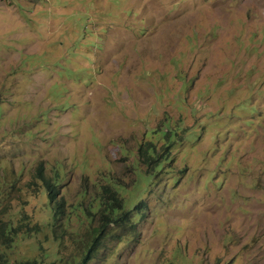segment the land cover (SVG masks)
Wrapping results in <instances>:
<instances>
[{"label":"rangeland","instance_id":"1","mask_svg":"<svg viewBox=\"0 0 264 264\" xmlns=\"http://www.w3.org/2000/svg\"><path fill=\"white\" fill-rule=\"evenodd\" d=\"M146 142L161 166H134ZM39 165L66 205L106 184L127 200L86 264H264V0H0L10 211ZM46 199L10 260L78 252L88 221L55 239Z\"/></svg>","mask_w":264,"mask_h":264},{"label":"trees","instance_id":"2","mask_svg":"<svg viewBox=\"0 0 264 264\" xmlns=\"http://www.w3.org/2000/svg\"><path fill=\"white\" fill-rule=\"evenodd\" d=\"M165 147H168V145L165 144ZM168 153L169 150L163 156H160L155 153V144L146 142V145L141 144L138 147L137 154L139 156L136 157L134 166L147 164L149 168L154 169L162 165V160L167 158ZM147 171L149 173L150 170ZM35 172V177L30 181V186L26 188L27 198H24L17 212L10 211V208L6 206L8 199L4 200L3 193L0 190V264H38L37 258L19 260L13 258L12 261L9 257H11V250L16 241L35 233L39 229L41 221L45 219V216L41 215L31 217L30 212L24 211L27 201L31 197L39 198L43 194L46 195L47 199L42 202H35L32 207L39 205L48 208L50 223L59 228V232H53L55 239L61 241V238L67 234L66 227L70 220L74 219L79 223L88 221V226L84 232L80 233L77 230L71 236V240L76 243L78 252L76 254L71 253L61 260V264H86L94 250L99 246L105 233V225L122 220L121 211H130L126 205L127 200L120 197V190L117 187L106 184L102 187V193L96 194L91 202L83 204V199L80 197L78 202H70L66 205L63 198L64 194L61 191L64 184L59 188L60 193L58 190L61 185V181L57 176L58 172H54L49 176L45 175L42 165H39L33 173ZM114 184L116 185V183ZM15 186L16 183L13 181V187ZM83 194H85L84 191L81 192V195ZM96 213L99 214L100 223L95 221ZM124 213L128 215V212ZM45 264L54 263L47 262Z\"/></svg>","mask_w":264,"mask_h":264}]
</instances>
